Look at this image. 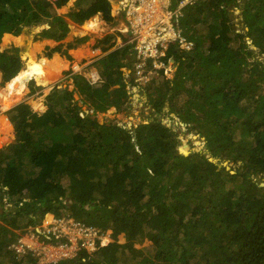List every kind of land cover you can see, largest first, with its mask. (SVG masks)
<instances>
[{
  "label": "trees",
  "instance_id": "trees-1",
  "mask_svg": "<svg viewBox=\"0 0 264 264\" xmlns=\"http://www.w3.org/2000/svg\"><path fill=\"white\" fill-rule=\"evenodd\" d=\"M69 1L0 0V43L43 25L49 28L40 37L63 42L66 17L79 25L98 14L115 21L109 0H77L69 15L54 11ZM181 1L171 0L170 8ZM238 1L252 48L230 15L229 4ZM180 26L194 47L179 56L173 44L167 56L178 70L173 79L148 85L150 103L158 112L168 103L200 133L207 153L180 154L179 135L162 119L132 129L98 121L97 114L126 108L121 97L129 84L121 70L134 76L136 61L134 44L112 50L116 35H107L96 44L105 54L94 64L100 81L75 75V90L53 88L44 113L24 102L4 113L15 142L0 150V200L6 201L0 264H37L32 252L19 258L12 246L48 214L126 239L106 246L98 240L93 253L82 248L48 264H264V0H196L181 9ZM71 45L47 47L45 57L66 54ZM76 48L46 68L67 70ZM23 65L18 48L0 50L4 82L11 84ZM75 92L93 115H81ZM225 162L237 164L236 171ZM146 240L153 249L137 247Z\"/></svg>",
  "mask_w": 264,
  "mask_h": 264
},
{
  "label": "rangeland",
  "instance_id": "rangeland-1",
  "mask_svg": "<svg viewBox=\"0 0 264 264\" xmlns=\"http://www.w3.org/2000/svg\"><path fill=\"white\" fill-rule=\"evenodd\" d=\"M76 2L77 0H70L65 6L56 8L54 11L58 15H63V13L64 15H69V13L76 9ZM110 2L112 5V16L115 18V21L113 23H106L103 20L102 16L98 15L86 21L83 25H76L70 22V19L66 17V19L70 23V32L63 42L58 43L55 41L45 40L40 37V32L49 28L46 25L36 28H27L18 36L11 35V39L7 36H4L2 38V43H0L1 51L18 48L20 55L22 54L24 56V65L22 70L27 71L29 67L37 64L42 68L43 71L41 75H33L26 79V83L22 90L12 89L9 95V109L24 102L30 105L35 112L44 113L48 107V96L53 88H66L69 91L75 90L73 76L76 75L79 77H84L91 83H97L98 81H100V75L94 64L105 54H103L102 52H97V50H100L96 48L97 41L103 39L107 35L115 34V46L112 50H116L127 45L131 40L133 34L132 28L126 19L125 13L122 12L120 8L118 9L119 6L115 3L114 0H110ZM168 2L170 3L171 0H168ZM237 4H239V7L237 6ZM237 4L233 2L229 4V10L231 18L233 20V24L235 25V29L239 33L244 35L248 44L252 48L253 46L251 39L247 37L248 28L243 24L242 19V8L244 7V4L241 1H238ZM94 20L95 22L93 24L92 21ZM91 24L95 26V30L90 29L92 26ZM119 33H121V35H119ZM28 38H30L31 41H29ZM124 39H126V41ZM77 40L80 41L77 42ZM85 40L86 42H84ZM61 43L72 44L67 49L66 54L59 52L54 53L51 59L45 57L47 47L54 48ZM76 46L77 55L75 61L68 66L67 70L61 73V70L57 72V69L46 68H49V66L53 67L52 64L55 60H59L60 63V56L65 59L71 56V51ZM176 47L177 48L175 51L179 56H182L186 47L184 45ZM193 47L194 45L191 46L190 50H192ZM254 50L257 59L263 62V55L260 54L257 49ZM173 51L174 50L171 49L170 53H172ZM127 61L128 56H126V58L122 60L123 63H127ZM178 66L179 62L175 61L174 56L170 55L168 57L166 54V56H162L157 61H154L153 64H149L145 69L147 71L146 77L148 81H145L141 78L136 80L133 77V74L130 73L127 68H123L121 71L124 72V77L129 84L125 88L126 95L121 97L122 100L128 101L127 105L125 106L126 108L118 112L116 108L113 107L106 113L97 114L96 118L100 123H104L106 121L114 122L128 129H132L142 122H148L150 118L162 119L164 124L172 127V129L179 135L180 154L188 155L191 152L201 151L207 153L206 143L201 137L200 133L198 131L192 130L189 125L182 124L180 119L178 118V115L171 109L168 103L165 104L164 109L160 112L156 111V109H154L150 103V92L149 88H147L148 85L151 84V86H154L156 83L163 81L164 79H173L178 70ZM31 78H33V80ZM29 79L31 80L29 81ZM34 79H42V82H40L42 83V85L38 84ZM131 79H134V82L130 83ZM8 83L9 82L3 81L2 74L0 72V90L8 87L10 85ZM32 83H34V87L38 88L36 92H33V89L31 87ZM44 84H48L49 86H43ZM74 99L75 105L80 108L81 112H83L81 113L83 117H85L86 114L90 116L93 115L92 110H90L89 107L80 100L81 98L76 92L74 94ZM3 107L4 103L0 104V150L15 142L14 128L13 126L11 127V123H9L6 119L4 113L7 110L3 111ZM224 165L227 167V169L232 171H236L237 169V164L225 162ZM2 202L6 201L0 200V213H2L3 211ZM64 203L68 204V207L72 206V201L70 200L65 201ZM5 207L9 208L8 205H6ZM48 215L43 218L42 222L37 228H29L26 233L20 236V238H22L28 245L35 248L37 254L39 253L38 250H40L41 252L48 251L49 248L57 247V244L74 247V250L72 249V254L74 255L82 248L86 249L88 252L93 253L98 249V240L100 241L101 246H106L111 242L125 243L126 241L123 233L116 234L111 230L107 231L104 235H97V237H95L94 235V233H96L97 231L95 232L94 230H92V233H88L89 236L88 234L84 235L74 230V233L70 232L68 234L69 236H63L59 242L54 243L52 239V232H49V230L53 231V225L50 226V228H45L46 225H51L55 220L62 221L63 219H66V221L72 222L73 220L69 217L58 219L54 215H51V218L48 219ZM1 224L2 222L0 218V226ZM63 238L66 239L62 241ZM137 247L140 249H153L151 242L147 240L141 244H138Z\"/></svg>",
  "mask_w": 264,
  "mask_h": 264
},
{
  "label": "built area",
  "instance_id": "built-area-1",
  "mask_svg": "<svg viewBox=\"0 0 264 264\" xmlns=\"http://www.w3.org/2000/svg\"><path fill=\"white\" fill-rule=\"evenodd\" d=\"M110 1V0H109ZM118 4L122 12L125 13L126 19L132 28L131 42L134 44V51L136 61L133 69L134 78H139L148 81L147 71L145 70L150 63L153 64L162 56H166L171 50L173 44L175 46L184 45L186 49L190 50L193 43L188 42L182 35L180 19L181 9L194 3L196 0H183L178 7L171 9L168 0H114ZM186 50V51H188ZM147 83V82H143ZM53 225L52 239L54 243L60 241L63 236L74 233L87 235L92 233L91 228H87L80 223L73 220L66 221V219L55 220L51 225H46L45 228H50ZM96 232V230H94ZM97 237V232L94 233ZM89 236V234H88ZM66 239L63 238L62 241ZM57 247L49 248L48 251L38 254L35 248L28 245L22 238H19L17 243L12 247L16 250L18 257L21 258L32 252L33 256L37 258V264L56 263L64 259H70L75 255L72 254V249L68 245H56Z\"/></svg>",
  "mask_w": 264,
  "mask_h": 264
},
{
  "label": "bare ground",
  "instance_id": "bare-ground-1",
  "mask_svg": "<svg viewBox=\"0 0 264 264\" xmlns=\"http://www.w3.org/2000/svg\"><path fill=\"white\" fill-rule=\"evenodd\" d=\"M91 25L92 26H91L90 29L95 30V26L93 24H91ZM86 26H88V25H86ZM42 72H43L42 68L39 65L34 64L31 67H29L27 71H24V72L20 73L19 76H17L14 79V81L8 87H6L5 89L0 90V104L4 103V107L2 108V110L6 111V110H8L10 108L9 95H10L12 89L22 90L24 88L25 83H26V79H28L30 76H33V75H41ZM1 125H3V124H1Z\"/></svg>",
  "mask_w": 264,
  "mask_h": 264
},
{
  "label": "crops",
  "instance_id": "crops-1",
  "mask_svg": "<svg viewBox=\"0 0 264 264\" xmlns=\"http://www.w3.org/2000/svg\"><path fill=\"white\" fill-rule=\"evenodd\" d=\"M77 8V7H76ZM98 15H100L101 16V14H98ZM97 15V16H98ZM103 18V17H102ZM94 22H95V20L94 21H92V23L94 24ZM75 24V23H74ZM76 25H79V24H76ZM5 35H7V34H5ZM43 39H45V40H49V41H53V40H50V39H47V38H43ZM97 52H101V50H97ZM53 63H55V64H58L59 63V60H55ZM45 66V65H44ZM52 69H57L56 71L57 72H59V69L58 68H52ZM4 118V117H3ZM7 118V117H6ZM8 119V118H7ZM9 121V120H8ZM10 123V122H9ZM11 125V124H10ZM11 127H12V125H11Z\"/></svg>",
  "mask_w": 264,
  "mask_h": 264
},
{
  "label": "water",
  "instance_id": "water-1",
  "mask_svg": "<svg viewBox=\"0 0 264 264\" xmlns=\"http://www.w3.org/2000/svg\"><path fill=\"white\" fill-rule=\"evenodd\" d=\"M23 57H24V56L21 54V59H22V60H23ZM260 186H261V187H264V182H261Z\"/></svg>",
  "mask_w": 264,
  "mask_h": 264
},
{
  "label": "clouds",
  "instance_id": "clouds-1",
  "mask_svg": "<svg viewBox=\"0 0 264 264\" xmlns=\"http://www.w3.org/2000/svg\"><path fill=\"white\" fill-rule=\"evenodd\" d=\"M149 84V83H148ZM73 220V219H72Z\"/></svg>",
  "mask_w": 264,
  "mask_h": 264
}]
</instances>
